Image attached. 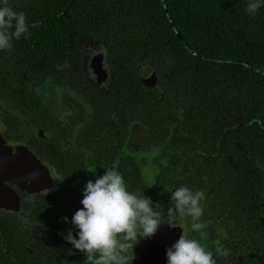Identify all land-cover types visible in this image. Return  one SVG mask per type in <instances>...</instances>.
I'll list each match as a JSON object with an SVG mask.
<instances>
[{"label": "flooded vegetation", "instance_id": "flooded-vegetation-1", "mask_svg": "<svg viewBox=\"0 0 264 264\" xmlns=\"http://www.w3.org/2000/svg\"><path fill=\"white\" fill-rule=\"evenodd\" d=\"M50 41L46 61L59 62L62 71L0 94V196L6 204L0 207V253L13 251L19 262L32 257V264H84L83 253L63 237L68 230L75 235L70 221L82 207L84 184L108 169L121 174L130 191L159 205L164 223L153 237L133 246L128 264H166V250L181 234L201 240L187 218L176 217L170 228L166 217L171 190L200 188L193 168V121L180 118L177 103L165 104L160 86L165 82L155 71L144 78L138 71L113 72L104 42ZM102 46L106 71L99 81L87 72V62ZM34 172L38 178L29 182ZM203 192L201 222L207 237L201 242L206 248L219 242L228 250L216 257L217 264H226L228 256L240 264H261L262 248L252 238L235 236L230 209ZM245 242H250L246 250ZM136 256L143 262L135 263Z\"/></svg>", "mask_w": 264, "mask_h": 264}, {"label": "trees", "instance_id": "trees-1", "mask_svg": "<svg viewBox=\"0 0 264 264\" xmlns=\"http://www.w3.org/2000/svg\"><path fill=\"white\" fill-rule=\"evenodd\" d=\"M7 3L24 12L31 27L0 50V94L61 70L59 62L46 61L51 39L104 42L113 72L151 65L165 82V104L177 103L180 118L196 128L197 187L230 209L235 236L252 238L264 251V7L249 15L247 0ZM32 261L19 262L13 251L0 253V264ZM226 264L240 262L228 256Z\"/></svg>", "mask_w": 264, "mask_h": 264}, {"label": "clouds", "instance_id": "clouds-1", "mask_svg": "<svg viewBox=\"0 0 264 264\" xmlns=\"http://www.w3.org/2000/svg\"><path fill=\"white\" fill-rule=\"evenodd\" d=\"M261 7L264 0H247L245 11L255 15ZM30 27L24 12L15 11L7 0H0V50L11 48V41L26 35ZM37 178L38 173L34 172L27 179L31 182ZM82 193V207L70 221L76 229L75 235L68 230L63 239L83 253L84 264H128L133 246L153 237L164 224L159 205L153 207L150 197L130 191L115 170L105 169L94 181H87ZM204 198L202 190L184 185L171 190L167 225L172 228L176 217L187 218L190 229L198 232L201 240L181 234L166 250V264H217L216 257L227 255L223 244L217 242L213 248H206L201 242L207 237L201 222ZM63 219L68 222L67 217Z\"/></svg>", "mask_w": 264, "mask_h": 264}, {"label": "water", "instance_id": "water-1", "mask_svg": "<svg viewBox=\"0 0 264 264\" xmlns=\"http://www.w3.org/2000/svg\"><path fill=\"white\" fill-rule=\"evenodd\" d=\"M99 55L93 53V50L91 51L90 54V59L87 62V72L90 74H97L98 75V80L101 81L104 73L106 71L105 68V63H106V50L105 47L102 46L99 50ZM138 72L141 75L142 78H144L146 75H154L155 72L152 68L151 65L149 64H142L138 67ZM3 198L0 196V207H6V204L3 203ZM138 258V256H136V258L134 259L135 263H142V259L141 261L137 262L136 259Z\"/></svg>", "mask_w": 264, "mask_h": 264}]
</instances>
